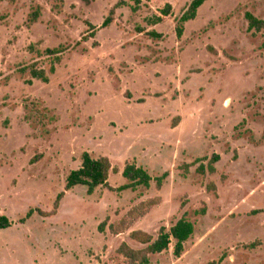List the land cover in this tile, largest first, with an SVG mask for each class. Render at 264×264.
Wrapping results in <instances>:
<instances>
[{"label":"rangeland","instance_id":"obj_1","mask_svg":"<svg viewBox=\"0 0 264 264\" xmlns=\"http://www.w3.org/2000/svg\"><path fill=\"white\" fill-rule=\"evenodd\" d=\"M140 1L133 11L135 0H0V214L13 222L0 230V264H130L120 246L146 248L133 232L157 238L184 215L196 228L184 254L172 246L150 264H264V32L246 19L264 21V0H209L181 38L191 0ZM166 4L171 15L151 26ZM59 47L49 83L23 72L50 74L44 52ZM86 152L118 169L113 188L126 184L128 162L169 176L161 190L90 196L78 186L54 216L20 224L54 211ZM214 155L216 173H198L196 161Z\"/></svg>","mask_w":264,"mask_h":264},{"label":"trees","instance_id":"obj_2","mask_svg":"<svg viewBox=\"0 0 264 264\" xmlns=\"http://www.w3.org/2000/svg\"><path fill=\"white\" fill-rule=\"evenodd\" d=\"M150 1V0H149ZM209 0H191L183 11L180 18L177 20L176 32L179 38L184 35L185 27L188 23L195 21L198 16L199 10L205 5ZM136 7L132 10H138L141 1L135 0ZM125 1L118 2L113 9L110 10L108 16L104 19L102 28L106 29L111 26L116 14V10L127 6ZM173 7L171 4H166L160 9V16H153L148 20L151 26H156L163 22L164 18L171 15ZM42 14L41 7H37L30 17V23H36L40 19ZM246 19L249 23V31H255L257 33L264 32V21L256 18L254 15L247 13ZM90 27V38L95 37V32L98 30L97 27L89 25ZM143 32V31H140ZM152 38H161L162 36L155 33V31L148 34ZM88 41V39H86ZM65 53L63 47L56 49H47L44 54L49 58H53V63L50 68V74L44 69H38L35 66H30L23 69L24 73H29L32 80L41 81L43 83L50 82V75L56 73V66L61 63V56ZM177 127V125H175ZM221 157L219 155H214L208 166H205L202 162L207 161V159L197 160L196 164H200L197 172L205 175L206 172L210 174L216 173L215 165L220 162ZM195 165H184L181 170H184V174L187 175ZM118 173V169L114 168L110 159L105 156L94 157L90 153H84L82 155V163L80 168L70 172L66 179L65 192L60 193L54 205V211L52 213L46 214L39 209L31 210L25 219L19 221L20 224L26 223L31 217L36 213L40 214L42 217L54 216L60 208L61 201L65 197V193L73 190L78 186H85L88 188V194L91 196L98 188L107 189L111 192H125L132 191L136 192L139 189L149 190L152 183L155 182L156 187L161 190L164 186L165 181L168 178V174H164L161 177L153 178L152 175L145 168L138 166L135 162H128L122 172L123 178L126 180V184L119 188H113L109 185L110 173ZM208 191L216 192V186L214 184L208 185ZM196 214L205 216L207 214L206 206ZM13 226V222L6 216L0 214V230L9 229ZM105 223L101 225L100 231H103ZM196 228L195 224L187 219L184 215L180 220L172 225L170 229L162 227L159 230L157 238L149 233L143 231H136L131 234V239L135 242L146 246L143 250H135L129 247L127 244L123 243L118 249V253L124 256L130 264H150V256L159 255L170 250L173 246L174 256L180 258L185 252L186 244L193 238ZM257 246V243L252 244L251 247Z\"/></svg>","mask_w":264,"mask_h":264},{"label":"crops","instance_id":"obj_3","mask_svg":"<svg viewBox=\"0 0 264 264\" xmlns=\"http://www.w3.org/2000/svg\"><path fill=\"white\" fill-rule=\"evenodd\" d=\"M119 173V172H118Z\"/></svg>","mask_w":264,"mask_h":264}]
</instances>
